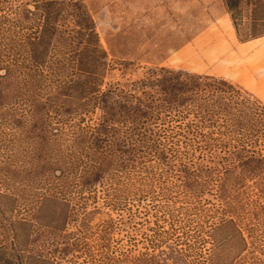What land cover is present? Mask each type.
Segmentation results:
<instances>
[{"label":"trees","instance_id":"1","mask_svg":"<svg viewBox=\"0 0 264 264\" xmlns=\"http://www.w3.org/2000/svg\"><path fill=\"white\" fill-rule=\"evenodd\" d=\"M226 2L236 27L244 2L264 26V0ZM97 32L86 0H0V264H63L53 254L70 248L84 264H263L237 220L243 191L229 192L250 179L264 196V105L224 78L165 66L106 83ZM212 183L220 205L205 208ZM155 184L167 202L145 250L113 246L122 217L91 224L100 198L131 211ZM173 186L193 200L173 206Z\"/></svg>","mask_w":264,"mask_h":264},{"label":"rangeland","instance_id":"2","mask_svg":"<svg viewBox=\"0 0 264 264\" xmlns=\"http://www.w3.org/2000/svg\"><path fill=\"white\" fill-rule=\"evenodd\" d=\"M226 3V0H86L108 53L106 83L126 82L142 76L149 68L165 66L224 78L242 87L263 106L264 26L261 22H252L250 6L244 2L236 27ZM170 179L169 185L173 178ZM158 187V184L152 188L145 186L141 191L144 198L131 199L127 202L131 211L122 213L104 206L100 198L97 201L100 209L92 216L91 224L110 216L119 222L122 217L127 222L119 224L112 232L113 246L128 247L132 238L137 243L136 253L145 250L143 236L156 218L154 206L167 202ZM239 189L243 194L237 200V220L246 235L253 229L257 249L254 255L264 264V196L250 179L245 186L232 188L230 195H236ZM180 191L173 186L167 192L175 207L188 205V201L193 200ZM201 200L205 208L220 205L213 183ZM93 204L95 202H90L88 209H92ZM54 211L51 204L41 208L38 217L43 223L39 228L41 238L48 230L45 226L55 218ZM67 231H76L72 221ZM221 237L222 233L217 232L216 238ZM87 241L94 248L92 239L87 238ZM80 251L70 248L65 258L58 252L53 255L63 264H84Z\"/></svg>","mask_w":264,"mask_h":264},{"label":"crops","instance_id":"3","mask_svg":"<svg viewBox=\"0 0 264 264\" xmlns=\"http://www.w3.org/2000/svg\"><path fill=\"white\" fill-rule=\"evenodd\" d=\"M255 39H257V38H255ZM255 39H253V40H249L248 43H250L251 41H254ZM261 81H262V83H263V85H264V77L262 78ZM249 85H250V84H249Z\"/></svg>","mask_w":264,"mask_h":264}]
</instances>
